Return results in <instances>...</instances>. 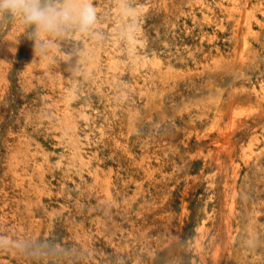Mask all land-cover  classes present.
<instances>
[{
    "label": "rangeland",
    "instance_id": "374dc122",
    "mask_svg": "<svg viewBox=\"0 0 264 264\" xmlns=\"http://www.w3.org/2000/svg\"><path fill=\"white\" fill-rule=\"evenodd\" d=\"M93 4L0 26V264H264V0Z\"/></svg>",
    "mask_w": 264,
    "mask_h": 264
},
{
    "label": "clouds",
    "instance_id": "9594fccd",
    "mask_svg": "<svg viewBox=\"0 0 264 264\" xmlns=\"http://www.w3.org/2000/svg\"><path fill=\"white\" fill-rule=\"evenodd\" d=\"M11 21L26 30L34 54L44 55L53 39L91 32L97 10L93 0H0V26Z\"/></svg>",
    "mask_w": 264,
    "mask_h": 264
},
{
    "label": "bare ground",
    "instance_id": "6f19581e",
    "mask_svg": "<svg viewBox=\"0 0 264 264\" xmlns=\"http://www.w3.org/2000/svg\"><path fill=\"white\" fill-rule=\"evenodd\" d=\"M246 6V5H245ZM248 6V5H247ZM246 8V7H245ZM248 9V8H247ZM245 10V9H244ZM119 11V10H118ZM122 11V10H121ZM251 10H249V12H250ZM116 13V12H115ZM242 13H244V12H242ZM245 13H246V10H245ZM248 14H246V16H247ZM249 15H250V13H249ZM249 15H248V17H249ZM242 18V16H240V19ZM242 20V19H241ZM249 19H247V21H248ZM245 22V21H244ZM242 23V22H241ZM238 25H239V23H238ZM241 25H245V24H241ZM247 25V24H246ZM240 27V26H239ZM132 38V37H131ZM243 42V41H242ZM241 47V46H240ZM115 61V60H114ZM1 63H2V61H1ZM114 63V62H113ZM117 63V62H116ZM115 63V64H116ZM111 64V63H110ZM144 64V63H143ZM5 65V64H4ZM146 65V64H145ZM112 66H114L113 64H112ZM158 67V66H157ZM3 72V71H2ZM1 73V72H0ZM1 75V74H0ZM114 76V75H113ZM112 76V77H113ZM115 79V78H114ZM232 102V101H231ZM229 103V102H228ZM238 105V104H237ZM234 106V105H233ZM236 106V105H235ZM224 107V106H223ZM227 107H228V104H227ZM243 107V106H242ZM233 108V107H232ZM241 108V107H240ZM239 108V109H240ZM65 109V108H64ZM63 109V110H64ZM221 109L223 110V108L221 107ZM220 109V110H221ZM237 109H238V107H237ZM226 111H227V108L225 109ZM228 110H229V108H228ZM235 110V109H234ZM67 112H69V110L67 111ZM220 112V111H219ZM64 113H66V111H64ZM221 113H223V112H221ZM225 113H228V112H225ZM224 113V114H225ZM233 113H235V112H233ZM70 114V113H69ZM62 115H63V113H62ZM68 115V114H67ZM73 115V114H72ZM227 115H229V114H227ZM72 117H74V116H72ZM224 117H225V115H224ZM223 117V118H224ZM68 118V117H67ZM222 118V117H221ZM229 118V117H228ZM62 119V118H61ZM73 119V118H72ZM76 119V118H75ZM63 120V119H62ZM65 120V119H64ZM70 120H71V117H70ZM60 122V121H59ZM65 122H67V121H65ZM70 122V121H69ZM65 124V123H64ZM73 124V123H72ZM68 125V124H67ZM70 126H72L71 124H70ZM63 127H65L64 125H63ZM72 128H74V126H72ZM64 129H66V127L64 128ZM73 130V129H72ZM75 130V129H74ZM67 133V132H66ZM71 134V133H70ZM73 134V133H72ZM71 134V135H72ZM67 136H69V135H67ZM73 136H75V132H74V135ZM72 137V136H71ZM21 138V137H20ZM69 138V137H68ZM69 140H70V138H69ZM75 140V139H74ZM223 140V139H222ZM228 140H229V138H228ZM217 141V140H216ZM224 142H222V141H220V144H218L217 145V147H216V149L214 148V150H215V152L212 154V155H214V157H212L213 158V160H214V162H215V166H216V168H217V170L220 172L222 169H223V167H224V159H225V157H226V155L228 154V151H229V145H227V142H226V136H225V140H223ZM70 142V141H69ZM76 142V141H75ZM71 143V142H70ZM73 143H74V141H73ZM219 143V142H218ZM229 143V142H228ZM72 144V143H71ZM70 144V145H71ZM217 144V143H216ZM230 146H231V144H230ZM77 149V148H76ZM74 150V149H73ZM75 154V153H74ZM28 157V156H27ZM211 158V157H210ZM212 158H211V160H212ZM17 161V160H16ZM18 161H19V159H18ZM226 162V161H225ZM35 166H36V164H35ZM38 166V165H37ZM14 168V167H13ZM16 168V167H15ZM37 168V167H36ZM42 169V168H41ZM13 170V172H14V169H12ZM11 172V171H10ZM39 173V172H38ZM16 174H18V173H16ZM36 174H37V170H36ZM42 174V173H41ZM12 175V174H11ZM19 175V174H18ZM17 175V176H18ZM39 175V174H38ZM15 176V175H14ZM16 176V177H17ZM22 177V176H21ZM22 179H23V177H22ZM17 183V182H16ZM38 184V183H37ZM35 185V184H34ZM19 186V185H18ZM36 186V185H35ZM106 187V186H105ZM35 189H36V187H35ZM104 189V188H103ZM108 189V188H107ZM38 190H41L40 188L38 189ZM105 190V189H104ZM36 192H37V190H36ZM102 192V191H101ZM106 193H107V191H106ZM107 195V194H106ZM31 202V201H30ZM35 202V201H34ZM26 203V202H25ZM32 203V202H31ZM27 205L29 204L30 205V203H29V201H28V203H26ZM25 205V204H24ZM229 205V204H228ZM26 206V205H25ZM24 206V207H25ZM27 207H30V206H27ZM26 208V207H25ZM229 210V209H228ZM26 211H27V209H26ZM28 212V211H27ZM29 213V212H28ZM32 213V212H31ZM19 227H21V226H19ZM18 227V228H19Z\"/></svg>",
    "mask_w": 264,
    "mask_h": 264
}]
</instances>
